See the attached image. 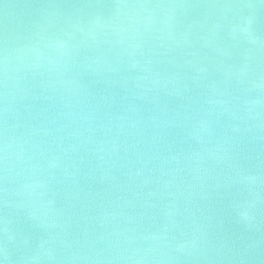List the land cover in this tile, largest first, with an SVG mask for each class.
<instances>
[{
	"label": "water",
	"instance_id": "1",
	"mask_svg": "<svg viewBox=\"0 0 264 264\" xmlns=\"http://www.w3.org/2000/svg\"><path fill=\"white\" fill-rule=\"evenodd\" d=\"M0 264H264V0H0Z\"/></svg>",
	"mask_w": 264,
	"mask_h": 264
}]
</instances>
